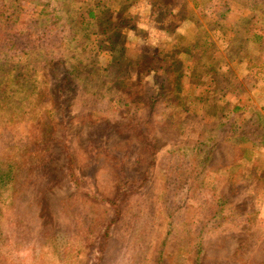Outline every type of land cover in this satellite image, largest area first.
Segmentation results:
<instances>
[{"label": "trees", "instance_id": "16d2710c", "mask_svg": "<svg viewBox=\"0 0 264 264\" xmlns=\"http://www.w3.org/2000/svg\"><path fill=\"white\" fill-rule=\"evenodd\" d=\"M263 1L0 0V117H10L9 125L14 121L18 127L21 116L44 106L48 123L59 122L62 79L94 123L104 121L112 131L123 125L124 144L140 138L146 147L161 132L179 137L163 151L160 168L153 163L155 151L143 148L146 155L137 159L151 202L129 219L125 264H209L205 243L212 235L257 231L253 186L240 179L242 164L264 149V126L254 116L255 108L264 109V87L253 83L239 92L234 70L244 65L255 77V63L264 65V12L253 9ZM141 7L159 14L142 16ZM233 11H239L240 26L260 33L229 27L218 58L204 28L202 34L187 33L189 26L201 28L200 20L216 32ZM97 22L100 34L88 32ZM142 27L140 53L118 50ZM227 90L234 102L222 99ZM218 98V115L209 114L207 105ZM15 178L14 166L0 160V242L7 205L15 207L17 227H29L23 208L12 199L6 203ZM151 238L156 244L147 250ZM168 240L174 243L173 257L165 254ZM234 252L229 241L225 261ZM255 258L251 264H264V242Z\"/></svg>", "mask_w": 264, "mask_h": 264}, {"label": "rangeland", "instance_id": "374dc122", "mask_svg": "<svg viewBox=\"0 0 264 264\" xmlns=\"http://www.w3.org/2000/svg\"><path fill=\"white\" fill-rule=\"evenodd\" d=\"M53 8L54 1L48 5L50 11ZM253 9L264 12V1L255 4ZM238 12L233 11L226 26H218L216 32H211L200 20L202 27L196 31L189 26L187 33L202 34L204 28L215 47L217 45L218 58L223 51L224 34H231L229 30L224 34L223 31L229 27L241 33L246 30L260 33L254 27L240 26ZM139 13L153 19L159 14L148 7H141ZM143 30L145 27L137 30L128 44H119L118 50L133 49L140 53L138 41ZM87 31L100 34V23L90 24ZM255 67L260 70L255 77H249L244 65L234 70L239 92L253 83L264 87V65L256 62ZM58 89L64 108L59 122L48 123L46 106L42 107L45 112L40 108L28 112L25 118L21 116L18 127L14 126V121L8 124L10 117H0V160L12 164L16 173V180L6 194V203L15 200L16 206L23 208L29 224L26 231L17 227L15 207L7 205L4 208L6 235L0 242V264H125L123 234L129 219L151 202L148 201L151 189L143 187L144 169L138 168L142 165L137 159L146 155L142 154L144 149L149 153L155 151L153 163L155 161L160 168L164 161L163 151L167 146L176 145L179 137L161 132L158 138L148 140L146 147L140 138L124 144L123 134L119 135L123 125L112 131L104 121L94 123L88 116V109L77 101V96L74 97L62 79ZM225 93L228 97L222 99L234 102L232 91ZM218 99L207 105L209 114L218 115L221 98ZM72 101L76 106L71 111ZM254 116L260 117L259 123L264 126V109L255 108ZM196 123L193 122V130ZM46 126L47 130H41ZM254 155L252 162L242 164L243 178L240 180L253 186L258 202L257 231L241 237L236 233L232 235L230 230L212 235L205 243L209 264H251L257 260L258 248L264 242V149L256 150ZM229 236L234 238L230 240ZM229 241L232 252L236 251L225 261ZM146 242L147 250L156 244L152 238ZM147 252L150 255V251ZM165 254L176 255L172 240L167 241Z\"/></svg>", "mask_w": 264, "mask_h": 264}, {"label": "crops", "instance_id": "0c3cea01", "mask_svg": "<svg viewBox=\"0 0 264 264\" xmlns=\"http://www.w3.org/2000/svg\"><path fill=\"white\" fill-rule=\"evenodd\" d=\"M256 71V70H255Z\"/></svg>", "mask_w": 264, "mask_h": 264}]
</instances>
